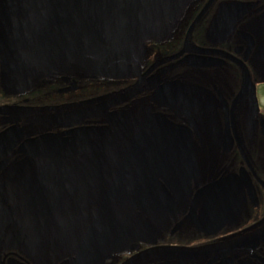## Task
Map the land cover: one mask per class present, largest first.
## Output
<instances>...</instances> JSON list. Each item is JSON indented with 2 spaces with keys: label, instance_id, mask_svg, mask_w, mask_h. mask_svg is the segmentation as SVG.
Segmentation results:
<instances>
[{
  "label": "flooded vegetation",
  "instance_id": "af4514ba",
  "mask_svg": "<svg viewBox=\"0 0 264 264\" xmlns=\"http://www.w3.org/2000/svg\"><path fill=\"white\" fill-rule=\"evenodd\" d=\"M0 219V264H264V0H0Z\"/></svg>",
  "mask_w": 264,
  "mask_h": 264
},
{
  "label": "water",
  "instance_id": "95a60500",
  "mask_svg": "<svg viewBox=\"0 0 264 264\" xmlns=\"http://www.w3.org/2000/svg\"><path fill=\"white\" fill-rule=\"evenodd\" d=\"M120 22H123V20H121ZM82 47H85V46H82ZM1 219H0V226H1ZM5 222H2V224L4 225ZM0 236H1V228H0Z\"/></svg>",
  "mask_w": 264,
  "mask_h": 264
}]
</instances>
